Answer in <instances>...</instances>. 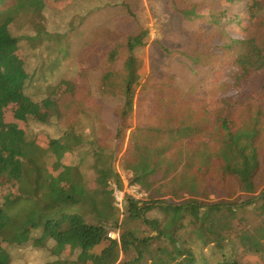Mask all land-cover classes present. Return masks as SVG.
I'll use <instances>...</instances> for the list:
<instances>
[{
  "label": "trees",
  "instance_id": "trees-1",
  "mask_svg": "<svg viewBox=\"0 0 264 264\" xmlns=\"http://www.w3.org/2000/svg\"><path fill=\"white\" fill-rule=\"evenodd\" d=\"M139 1L0 0V264H264V0H169L209 23L210 60L149 76L151 30L104 28ZM123 152L145 200L120 209Z\"/></svg>",
  "mask_w": 264,
  "mask_h": 264
},
{
  "label": "rangeland",
  "instance_id": "rangeland-1",
  "mask_svg": "<svg viewBox=\"0 0 264 264\" xmlns=\"http://www.w3.org/2000/svg\"><path fill=\"white\" fill-rule=\"evenodd\" d=\"M136 9L135 13L137 16L136 21H134L131 18H120L117 20H113L107 25L105 24L104 28L106 30H109L113 32L115 35L116 33L122 34V35H132L135 34L139 28H142L144 26L148 27L151 30L150 36H149V43L147 45V48L145 49L142 59L144 60V64L142 69L140 70V74L149 76V74L152 72V65L153 64H160L163 63L164 60L171 59L172 54L183 52L185 50H192L195 46V48H198L199 53L197 55V60L200 65H207L209 63L210 59H206L203 50L204 48L207 49V45L209 43V38L206 36L208 34V31L210 29L209 23L207 21H186L183 19V17L174 11V9L180 8L179 2H173V5L171 6L169 0H140L135 5ZM219 10H217V13ZM169 22H173L175 26H177L182 31L180 32L179 36L177 37L174 34V26L170 24ZM164 28L165 31H167V38H166V45L165 42L162 41L159 32ZM195 35H202L203 37H195ZM115 35L114 37H116ZM194 37V38H193ZM193 38V39H192ZM192 40V42H191ZM96 42V41H95ZM160 45H158L157 43ZM190 44L193 45V47H190ZM166 46V49L162 51L160 46ZM97 47L101 48L103 53H105V57H107L106 62L111 64L113 62V59L116 56H113L115 52H118V47L116 40L113 41H107L102 44V42L97 44ZM13 51V49H11ZM166 52H168L166 54ZM226 53V51H223ZM116 54V53H115ZM168 61V60H167ZM166 61V62H167ZM172 62H175L174 60H171ZM176 63V62H175ZM177 64V63H176ZM7 64H4V67H6ZM178 67L180 65L177 64ZM182 71V67L179 68V72ZM21 73L18 71L13 72L12 78L14 79H20ZM145 79L142 80V83H144ZM263 85V77L261 75H257L250 83H248L245 93L243 95L245 97L254 96L257 90ZM134 130H131L128 132L127 135V141L133 140L135 142L136 137L138 136V133H135L132 135ZM145 135H142L144 137ZM127 144V142H126ZM125 152L120 156L117 168L118 171L121 174V179L123 181V189L122 191H119L115 194V199L117 202L118 207L121 209L122 200L125 195L129 194L132 196H135L137 200H145V194L143 192H140V189L138 188L140 183H143L139 181L140 179L137 178L135 180V183L130 182V177L133 176V162L125 159L123 157ZM264 163V156L262 159ZM140 167L142 165L138 164ZM264 165V164H263ZM147 168V164L146 167ZM124 172H130L126 175ZM137 172V171H135ZM138 173H141L138 172ZM137 181V182H136ZM258 186L256 188V193L258 194L261 189H263L264 186V174L260 179L257 180ZM141 186V185H140ZM253 194V195H254ZM219 199H225L227 197L226 194H220ZM174 199V202H179L182 200H179L175 197H171ZM169 198V199H171ZM171 199V200H172ZM230 200V199H226ZM233 218V217H231ZM197 222L199 219L197 216L192 215L190 217V221ZM203 220V219H202ZM117 235L112 234V238H116ZM147 264H151L152 260H149L146 262Z\"/></svg>",
  "mask_w": 264,
  "mask_h": 264
}]
</instances>
